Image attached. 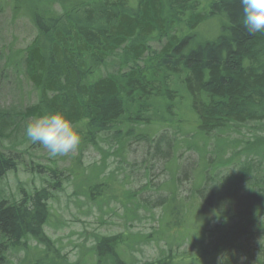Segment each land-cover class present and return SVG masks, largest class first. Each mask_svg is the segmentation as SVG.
Returning <instances> with one entry per match:
<instances>
[{
  "label": "trees",
  "instance_id": "trees-1",
  "mask_svg": "<svg viewBox=\"0 0 264 264\" xmlns=\"http://www.w3.org/2000/svg\"><path fill=\"white\" fill-rule=\"evenodd\" d=\"M29 4L35 36L0 50V264H264V33L243 26L239 0ZM45 112L81 134L67 168L27 160L41 145L25 127ZM132 142L139 164L123 159ZM88 149L99 164L85 166ZM111 153L119 168L105 173ZM155 163L162 182L128 187ZM18 172L40 186L12 194L5 179ZM69 182L99 209L118 203L126 222L159 210L157 228L92 236L70 260L44 230ZM151 244L153 259L134 257Z\"/></svg>",
  "mask_w": 264,
  "mask_h": 264
},
{
  "label": "rangeland",
  "instance_id": "rangeland-1",
  "mask_svg": "<svg viewBox=\"0 0 264 264\" xmlns=\"http://www.w3.org/2000/svg\"><path fill=\"white\" fill-rule=\"evenodd\" d=\"M46 1L50 7L47 9H53L60 12L63 8H67L70 4L74 5L87 0ZM0 8L2 9V11H0L1 52L4 49L2 48L4 46H6L5 52H7L10 48L14 52L23 50L35 36V30L32 24V8L29 4V0H18L17 3L12 0H0ZM152 47H155V44H153ZM3 63L4 61H0V65H3ZM111 64L112 63L100 71L99 74L106 75L110 72L112 73L114 66ZM1 144L0 147H8V142H4L2 145ZM141 145L139 142H132L130 144V152H126L123 159H126V161L130 162V164L134 162L135 158L138 160V164L139 162H142L144 156L146 155L142 154ZM144 153L147 152L145 151ZM76 154H78L77 148L66 155L51 157L48 151L41 146V151L35 152V154L31 156L27 155V160H33L47 166H55L57 164L58 169H63L69 166L71 158ZM195 157L196 156H193V159H195ZM102 158L103 155L99 151L88 149L86 151L84 164L85 166L94 163L99 164ZM120 159L121 158L115 156L113 153H111L110 157L106 156L105 173H110L111 171L119 168L117 163ZM154 165L151 164L150 166L152 175L150 177L145 176L144 169L136 170L133 175L134 178L129 180L130 185L128 187H131L135 191L141 186H144L147 181H150L152 186L162 182L164 179L163 177L157 178L160 166L159 164L157 165V163ZM146 166L149 167V165ZM119 173L121 172H118L117 174ZM5 180L7 187L11 190L12 194L17 192L18 185H23V187L28 190H30L33 186H40L37 178L22 172L9 174ZM62 190L63 191L59 194L57 199L52 202V216L49 220V224L44 230L45 235L50 239V241L56 242V248L61 251V254L67 255L72 261L76 260L78 253L76 246L83 244L86 247H90L93 242L92 236L116 235L120 232H127V226L131 232L150 233L158 226L156 219L159 214V210L155 211L156 215L154 218L148 215L145 216L140 214L139 219L126 222L124 219L125 214L118 203H111L109 207L103 206L102 209H99L97 206L88 202L83 195L76 193L75 184L73 182L66 183ZM154 193L155 189L151 188L150 190L143 191L140 194L142 198L152 196L151 200L153 201L155 199ZM44 243L46 245V242ZM30 244L31 250L36 246L39 250H43L45 247V245H42L37 241H31ZM140 249H142L143 253H135L134 257L141 262L150 261L158 254L156 244L155 246L152 244L150 246L142 245Z\"/></svg>",
  "mask_w": 264,
  "mask_h": 264
},
{
  "label": "clouds",
  "instance_id": "clouds-1",
  "mask_svg": "<svg viewBox=\"0 0 264 264\" xmlns=\"http://www.w3.org/2000/svg\"><path fill=\"white\" fill-rule=\"evenodd\" d=\"M242 6V24L250 34L264 33V0H239ZM26 138L46 149L51 157L75 150L81 143V134L62 112H45L29 122L24 130Z\"/></svg>",
  "mask_w": 264,
  "mask_h": 264
}]
</instances>
